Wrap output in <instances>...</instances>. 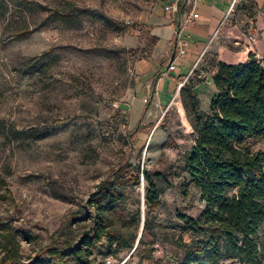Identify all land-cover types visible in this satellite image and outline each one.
I'll use <instances>...</instances> for the list:
<instances>
[{
  "label": "rangeland",
  "instance_id": "rangeland-1",
  "mask_svg": "<svg viewBox=\"0 0 264 264\" xmlns=\"http://www.w3.org/2000/svg\"><path fill=\"white\" fill-rule=\"evenodd\" d=\"M155 1L0 0V256L1 232L17 234L24 259L49 244L80 200L119 164L129 148L127 132L142 125L147 127L134 146V169L168 170L174 186L163 184L150 214L151 233L144 228L146 182L141 175L140 184L127 185L113 216L118 255L96 258L103 264H178L180 238L192 237L183 232L180 214L199 217L205 202L193 184L188 196L180 188L190 181L184 154L197 136L186 92L163 110L135 98L137 63L150 47V41L143 46L141 16ZM68 4L87 11L64 19L43 9ZM22 28L33 32L21 38ZM216 60L218 53H207L182 82L192 86L205 110L218 94ZM247 142L264 150L261 138ZM140 234L141 243L130 247ZM258 242L264 264V227Z\"/></svg>",
  "mask_w": 264,
  "mask_h": 264
},
{
  "label": "trees",
  "instance_id": "trees-1",
  "mask_svg": "<svg viewBox=\"0 0 264 264\" xmlns=\"http://www.w3.org/2000/svg\"><path fill=\"white\" fill-rule=\"evenodd\" d=\"M43 9L64 19L87 11L75 4ZM32 32L22 28L19 37H28ZM215 65L213 81L218 94L209 110L202 108L192 86L186 84L181 89L192 104L197 135L184 154L183 172L188 173L190 181L180 184L181 193L188 196L193 184L205 208L199 217L180 214L183 232L192 237L180 238L178 264H226L224 259H236L230 264H261L258 235L264 227V150H254L247 139L264 140V63L251 53L246 62L216 60ZM120 113L114 116L117 120ZM62 121L56 119L55 123ZM146 127L139 125L127 132L129 148L122 152L119 164L109 169L86 199L80 200L65 226L34 255L24 259L17 234L1 232L0 264H103L98 262L97 254L116 257L113 216L124 198L125 187L140 184L141 175L146 182L144 199L148 208L144 228L152 233L150 214L159 204L163 184L173 187L174 182L168 170L134 169V146ZM233 189L236 192L230 194ZM84 222L83 232L77 235L75 226ZM142 237L139 242V236L135 237L130 247L135 243L137 247Z\"/></svg>",
  "mask_w": 264,
  "mask_h": 264
},
{
  "label": "crops",
  "instance_id": "crops-1",
  "mask_svg": "<svg viewBox=\"0 0 264 264\" xmlns=\"http://www.w3.org/2000/svg\"><path fill=\"white\" fill-rule=\"evenodd\" d=\"M175 2L177 11L166 10L168 4ZM233 2L202 0L195 6V17L184 23L183 14L191 9L188 0H156L141 16L147 35L143 46L150 41V47L137 63L139 83L135 98L144 104L150 101L163 110L180 94L183 80L211 51L228 63L243 62L245 58L248 61L251 53L264 61V0ZM233 19L237 24H233ZM182 41L187 51L180 56ZM174 60L176 69L171 71L168 67Z\"/></svg>",
  "mask_w": 264,
  "mask_h": 264
},
{
  "label": "built area",
  "instance_id": "built-area-1",
  "mask_svg": "<svg viewBox=\"0 0 264 264\" xmlns=\"http://www.w3.org/2000/svg\"><path fill=\"white\" fill-rule=\"evenodd\" d=\"M200 1H202V0H188V3H189V5H190L191 9H190V12H187V13H184V14H183L182 19H183L184 23H189V22L193 19V17H195V12H194V11H195V6H196V4H197L198 2H200ZM235 2H236V0H234L233 4H234ZM232 7H233V5H232L231 8L228 10L227 14H230V13H231ZM166 10L177 11V10H178V4H177V2L172 3V4H168V5L166 6ZM227 16H228V15H227ZM249 38H250V39H254V36H253V35H250ZM185 44H186V43H185L184 41L181 42V47H180V50H179V55H180V56H182V55H183L184 53H186V51H187V48H186ZM168 69L171 70V71H173V70L176 69V61H175V60L172 61V62L169 64Z\"/></svg>",
  "mask_w": 264,
  "mask_h": 264
},
{
  "label": "water",
  "instance_id": "water-1",
  "mask_svg": "<svg viewBox=\"0 0 264 264\" xmlns=\"http://www.w3.org/2000/svg\"><path fill=\"white\" fill-rule=\"evenodd\" d=\"M141 236H142V234H140V236H139V239H138V242H139V240H140ZM138 242H137V243H138Z\"/></svg>",
  "mask_w": 264,
  "mask_h": 264
},
{
  "label": "bare ground",
  "instance_id": "bare-ground-1",
  "mask_svg": "<svg viewBox=\"0 0 264 264\" xmlns=\"http://www.w3.org/2000/svg\"><path fill=\"white\" fill-rule=\"evenodd\" d=\"M145 210V209H144Z\"/></svg>",
  "mask_w": 264,
  "mask_h": 264
}]
</instances>
